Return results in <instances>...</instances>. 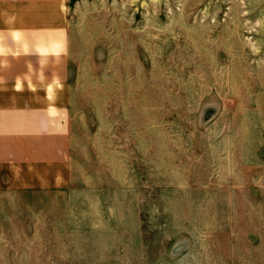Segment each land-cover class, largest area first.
Instances as JSON below:
<instances>
[{"label":"rangeland","instance_id":"1","mask_svg":"<svg viewBox=\"0 0 264 264\" xmlns=\"http://www.w3.org/2000/svg\"><path fill=\"white\" fill-rule=\"evenodd\" d=\"M65 12L71 169L0 176V264H264V0Z\"/></svg>","mask_w":264,"mask_h":264},{"label":"crops","instance_id":"2","mask_svg":"<svg viewBox=\"0 0 264 264\" xmlns=\"http://www.w3.org/2000/svg\"><path fill=\"white\" fill-rule=\"evenodd\" d=\"M65 8L66 0H0V176L56 172V185L70 172Z\"/></svg>","mask_w":264,"mask_h":264},{"label":"water","instance_id":"3","mask_svg":"<svg viewBox=\"0 0 264 264\" xmlns=\"http://www.w3.org/2000/svg\"><path fill=\"white\" fill-rule=\"evenodd\" d=\"M183 246H184V244H183ZM181 247H182V246H177V247L174 249L173 252L177 253V252L179 251V249L181 250Z\"/></svg>","mask_w":264,"mask_h":264}]
</instances>
